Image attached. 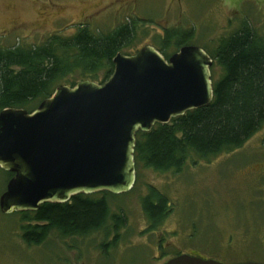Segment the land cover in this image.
<instances>
[{"label":"rangeland","instance_id":"obj_1","mask_svg":"<svg viewBox=\"0 0 264 264\" xmlns=\"http://www.w3.org/2000/svg\"><path fill=\"white\" fill-rule=\"evenodd\" d=\"M246 18L264 37V0H0V46L40 45L82 26L107 32L136 19L139 46H155L167 29H193L194 46L212 52ZM193 159L180 173L139 166L130 192L106 196L110 212L126 216L116 240L109 223L85 236L62 238L52 231L42 244L28 245L20 213L0 211V264H164L177 254L263 263L264 125L234 151ZM6 180L0 170V196ZM150 188L172 207L155 229L141 205Z\"/></svg>","mask_w":264,"mask_h":264},{"label":"trees","instance_id":"obj_2","mask_svg":"<svg viewBox=\"0 0 264 264\" xmlns=\"http://www.w3.org/2000/svg\"><path fill=\"white\" fill-rule=\"evenodd\" d=\"M137 21L107 32L82 26L69 37L54 35L40 45L0 46V112L8 108L32 112L60 85L73 87L86 80L105 83L114 72L118 53L133 55L147 46L137 43ZM193 35V29H167L155 38L154 47L168 59L169 49L176 52L192 45ZM204 49L213 59V101L150 132H138L136 167L180 173L190 159L196 162L193 158L208 159L240 148L264 125V37L246 18L212 52ZM214 66L221 68L219 77L214 76ZM1 171L7 185L14 174ZM99 194L103 196L79 194L67 203H45L37 211L19 212L22 240L40 245L52 231L62 238L85 236L109 229V223L114 240L118 239L126 216L122 211L110 212L106 197L110 193ZM141 201L150 229L172 210L167 197L153 188Z\"/></svg>","mask_w":264,"mask_h":264},{"label":"water","instance_id":"obj_3","mask_svg":"<svg viewBox=\"0 0 264 264\" xmlns=\"http://www.w3.org/2000/svg\"><path fill=\"white\" fill-rule=\"evenodd\" d=\"M103 84L58 86L32 112H0V169L14 174L0 196V211H37L79 194L130 192L137 180L136 135L209 105L213 59L186 45L168 59L147 45L118 53ZM164 264H225L180 254ZM236 264H264L246 261Z\"/></svg>","mask_w":264,"mask_h":264},{"label":"flooded vegetation","instance_id":"obj_4","mask_svg":"<svg viewBox=\"0 0 264 264\" xmlns=\"http://www.w3.org/2000/svg\"><path fill=\"white\" fill-rule=\"evenodd\" d=\"M193 256H198V255H193Z\"/></svg>","mask_w":264,"mask_h":264}]
</instances>
